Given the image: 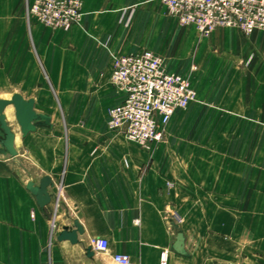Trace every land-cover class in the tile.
<instances>
[{
  "label": "crops",
  "instance_id": "obj_1",
  "mask_svg": "<svg viewBox=\"0 0 264 264\" xmlns=\"http://www.w3.org/2000/svg\"><path fill=\"white\" fill-rule=\"evenodd\" d=\"M81 1L82 22L68 30H54L29 21L26 0H0V68L10 69L18 83L28 85L16 87L23 97L36 99L35 95L26 96L29 89L45 95L54 92L62 109L64 101L76 99L86 101L91 114L101 104L110 110L118 103L110 81L113 55L148 49L162 55L168 69L175 70L178 46L182 47V56L198 59L206 54L205 61L212 68L216 53L223 52L222 46L229 59L224 58V65L217 71L218 82L209 93L205 92V98L220 101V129L224 120L235 116L243 124L246 120L247 124L256 122L253 127L264 134V33L255 31L245 37L239 29L220 27L208 36L206 44L198 45L192 39L195 28L180 26L168 16L161 0ZM164 42L167 46L162 49ZM238 50L241 59L232 55ZM195 105L178 112L166 134L189 122L196 114ZM204 109L211 113L214 108ZM6 115L9 122L7 110ZM40 130L23 136L28 144L25 150H21L18 133L13 130L18 154H0V264H78L80 252L85 254V248L96 237H106L110 244L107 259L98 264H118L113 260L116 254L129 255L131 264H160L164 251L169 252V264H264V248L259 245L264 239L256 235L246 238L251 250L238 256L241 246L236 249L237 257L203 254L204 229L213 226L212 204L208 198H197L188 188L177 190L173 184L171 190L166 189L153 177L157 172L154 166L158 165L155 159L128 155L115 141L59 138L61 150L54 158V169L48 151L36 152L38 146L50 148L52 142ZM223 131H227L226 126ZM196 143L171 140L174 156L164 158L161 166L174 170L176 165L194 164L196 157L187 153ZM245 149L237 137L231 139L215 162L226 165L221 166L226 170L227 165L243 160ZM24 153L40 170L38 177L23 165ZM45 175L54 182L49 188L53 198L50 204L40 207L27 184L31 180L38 184ZM234 179L237 182L233 187L227 190L221 186L215 193L221 201L235 197V205L229 210L239 213L245 210L248 195L244 170ZM202 191L206 197L213 194L212 188L204 187ZM227 207L222 201L213 210L227 211ZM250 210L259 207L252 204ZM177 218H182L186 255L173 250L176 233L171 222ZM76 219L84 228L80 242L59 241L63 227H73ZM240 225L241 220L236 219L231 227ZM244 242L243 237L236 241Z\"/></svg>",
  "mask_w": 264,
  "mask_h": 264
},
{
  "label": "rangeland",
  "instance_id": "obj_2",
  "mask_svg": "<svg viewBox=\"0 0 264 264\" xmlns=\"http://www.w3.org/2000/svg\"><path fill=\"white\" fill-rule=\"evenodd\" d=\"M189 25L195 28L196 36H193V41L198 45L206 44L209 37L202 36L195 24ZM225 28L230 29L234 27ZM244 36L247 37L249 35ZM165 43L166 42L161 46L162 49L166 48L167 45ZM220 50L223 52L218 51L216 53L217 56L214 58L212 68L210 65V68H208L209 61H205L207 58L205 56L206 54H201L198 59L195 57L189 58L186 55L182 56L180 54L182 47L178 49L177 46V53H175L177 59L175 65L177 69L175 70L185 74L190 78L191 82H193L192 85L196 90V98L190 107L196 104V114L189 122H183L175 132L171 129L168 130L162 141H157L149 147H142L123 134L109 130L106 126V120L107 117H109V108H106L104 104H101L93 114H91L90 110L86 109V101L73 99L71 101H64L65 104L62 109L60 101L54 92L45 95L44 93L30 89L27 90L25 92L26 96H36V99L30 97L35 99L36 112L49 115L52 118V126H44L38 123L37 127V129H41L42 135L48 136V139L52 141L51 146L50 148H40L38 146L36 152L40 154V152L48 151L49 157H52L51 167L55 169L57 163H55L56 160L54 158L61 150L57 139L104 140L119 143L121 145V150L125 151L128 155L148 157L149 161L155 159L158 165L154 166L157 172L154 170L156 173L153 177L161 184L163 183L166 189L171 190L173 184L176 185L177 190L188 188L197 195V198H208V201L212 204L211 220L213 226L212 228L206 227L204 229L205 239L201 249L203 254L215 256L217 258H234L237 257L236 249L239 247L241 248V246L242 249L238 250V256L240 255L239 252L243 251L246 253L250 251L252 245L247 242L246 238L256 235L264 239V134L261 130L258 131L256 127H253V123L255 124L256 122L249 121V124H247L246 120L243 124V122L240 121L241 118L235 116L228 117L227 120H224V125L220 129L223 121L218 110L220 101L218 99L216 101H211L205 98L207 97L205 96V92L209 93V91L214 89L212 88L214 87L213 85L218 82L219 76L217 71L221 69V66L225 63V59L229 57V55L224 52L222 46ZM239 51L240 50H238L236 54L232 52V55L234 54V56L241 59L242 52ZM194 81L196 84H194ZM198 84H200L199 89L197 88ZM19 85H24L25 88H28V85L18 83L15 74H13L10 69L0 68V98L11 99L15 93H19L16 91V87ZM69 102L71 105H69ZM205 107H212L214 109L209 113V111H205ZM12 109L13 117H11L12 119L10 118L9 124L11 123L10 126L12 129L18 133L21 150H25L28 144H26V138H23L21 129L15 119L14 107ZM225 126L227 131H223ZM236 127L238 128L237 131H235ZM4 135V132L0 131V138H3ZM236 137L241 140L244 148H246L245 156L241 162L227 165L226 170L221 169V166L223 167L226 165L216 163L215 161L217 160L215 159L223 154L224 146L229 143L231 139H235ZM177 139L197 142V146H191L187 153V155L196 157V162L190 165H176L174 170L170 168L167 170L169 166H161V162H163L164 158L170 160L172 156H174L170 142L171 140ZM258 144L259 146L257 147ZM210 159H212V163ZM22 162L25 167L30 168V173L33 176L38 177L41 173L36 166L29 163L26 153H24ZM243 170L244 177L246 178L244 180V188L245 192L246 190L248 191V195L245 196V210L239 213L231 212L229 208L234 206L236 201L235 197L228 196L227 198H222L223 203L228 206V210H220V212L214 211L213 209L216 207V204L222 202L221 198L216 195V190L221 188V186L223 189L227 190L233 187L237 182L234 178L240 177ZM204 187L212 188L211 192L213 194L207 197L206 195L204 196L202 191ZM252 204L254 208L258 206L259 210L251 211L250 207H252ZM181 219L177 218L171 222L175 233L176 228L180 227L181 229ZM236 219L241 220V225L238 228L231 227L232 222ZM200 230H203V228ZM194 232L197 234V237L201 234L197 231ZM242 237L245 239L244 244L236 243V241L239 242V239ZM259 245L264 248V242H261ZM195 246L197 249L199 248V245ZM79 258L78 264H98V262H104L107 256L105 253H100L97 254L94 259H91L86 256L85 251V254L80 252ZM208 264H211V262H208Z\"/></svg>",
  "mask_w": 264,
  "mask_h": 264
},
{
  "label": "built area",
  "instance_id": "obj_3",
  "mask_svg": "<svg viewBox=\"0 0 264 264\" xmlns=\"http://www.w3.org/2000/svg\"><path fill=\"white\" fill-rule=\"evenodd\" d=\"M180 26L195 24L202 36L220 27H234L245 35L264 33V0H161ZM29 21L54 30H68L83 20L81 0H26ZM110 81L118 103L109 110L107 127L141 145L162 141L178 112L188 110L196 90L188 76L167 67L166 59L152 50L112 56ZM94 253L109 252L106 237L92 239ZM168 251L160 264H169ZM118 264H131V257L116 254Z\"/></svg>",
  "mask_w": 264,
  "mask_h": 264
},
{
  "label": "water",
  "instance_id": "obj_4",
  "mask_svg": "<svg viewBox=\"0 0 264 264\" xmlns=\"http://www.w3.org/2000/svg\"><path fill=\"white\" fill-rule=\"evenodd\" d=\"M14 107L15 119L21 129L23 136H27L29 133L37 130L38 123L44 126H52L51 116L37 113L35 110V99H26L20 93H15L11 99L0 98V130L4 132V138L0 139L1 147L0 154H9L16 156L18 151L15 147L16 133L10 126L6 110L8 107ZM54 182L52 177L45 175L41 178L37 184L34 181H29L27 189L36 197L37 203L40 207H45L52 201V194L49 188L53 187ZM84 234V228L80 224L79 220H74V226H64L57 239L59 241L68 240L72 244H78L80 242L79 235ZM173 250L177 253L186 255L185 249V236L181 231L180 227L176 228V239L173 244ZM87 257L94 259L95 253L91 246L85 248ZM214 264H228L219 263L214 261Z\"/></svg>",
  "mask_w": 264,
  "mask_h": 264
},
{
  "label": "bare ground",
  "instance_id": "obj_5",
  "mask_svg": "<svg viewBox=\"0 0 264 264\" xmlns=\"http://www.w3.org/2000/svg\"><path fill=\"white\" fill-rule=\"evenodd\" d=\"M13 107H9L8 109H7V114H8V116H9V120H10V118L11 117H13V109H12ZM12 119V118H11ZM11 124V123H10ZM14 126V125H13Z\"/></svg>",
  "mask_w": 264,
  "mask_h": 264
}]
</instances>
